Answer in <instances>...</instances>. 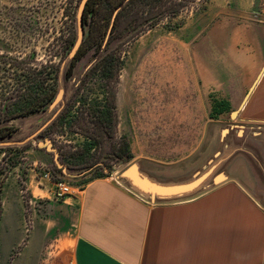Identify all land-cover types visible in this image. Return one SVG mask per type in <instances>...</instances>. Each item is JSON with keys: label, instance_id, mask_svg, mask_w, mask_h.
Here are the masks:
<instances>
[{"label": "rangeland", "instance_id": "1", "mask_svg": "<svg viewBox=\"0 0 264 264\" xmlns=\"http://www.w3.org/2000/svg\"><path fill=\"white\" fill-rule=\"evenodd\" d=\"M254 1L198 2L136 36L122 22L109 37L99 8L91 29L83 28L81 47L65 76L77 36L79 0H0V114L6 107L12 114L36 94L38 69L46 66L44 86L64 88L59 111L66 116L47 130L58 105L7 122L15 130L0 140L19 144L0 146V187L14 168L23 184L32 163L29 151L42 148L38 143L45 139L65 165L64 170L56 166L50 152L51 178L73 186L102 173L121 174L130 165L144 179L151 176L153 184L159 176L179 179L191 174H198L201 187L222 180L215 179L221 174L226 128L208 115L207 59L199 42L212 29L244 27L253 18L264 21L255 14ZM107 51L112 62L96 65ZM111 95L115 124L110 136H100L88 121L90 109L103 110ZM85 140L88 146H83ZM124 143L130 157L118 156V146ZM24 213L28 228L29 212Z\"/></svg>", "mask_w": 264, "mask_h": 264}, {"label": "crops", "instance_id": "2", "mask_svg": "<svg viewBox=\"0 0 264 264\" xmlns=\"http://www.w3.org/2000/svg\"><path fill=\"white\" fill-rule=\"evenodd\" d=\"M199 45L208 115L226 128L222 180L159 176L140 191L116 173L57 199L50 152L32 149L23 184L14 168L0 187V264H264V21Z\"/></svg>", "mask_w": 264, "mask_h": 264}, {"label": "trees", "instance_id": "3", "mask_svg": "<svg viewBox=\"0 0 264 264\" xmlns=\"http://www.w3.org/2000/svg\"><path fill=\"white\" fill-rule=\"evenodd\" d=\"M80 1L81 0H79V3ZM207 1L208 0H84L79 15L82 30L85 25H88L91 29L95 22L97 10L102 8L105 13L104 21L107 24V32H109V37H111L113 33L120 30L122 22L123 24H128L129 30L131 31V36H136L144 30L153 27L163 19L171 20L172 18L177 17L183 10L189 8L195 3H206ZM78 6L76 8L75 17L76 27ZM254 6L257 9L255 14L264 16V0H255ZM115 10L116 12L114 14ZM262 20H264V18ZM71 41L72 40H66L69 45L72 44ZM81 41L73 55L70 57L69 66L65 71V76L70 75L71 68L73 67L76 60L77 52L81 47ZM109 57V51H107L97 59L95 64H110L112 60L109 61ZM45 67H40L38 69V77L36 79V94L27 100L24 99L23 102L18 105L17 110L12 114H8L7 107L6 111L0 114V138L13 133L15 130L13 127L8 126V121L17 117H26L37 111H40L47 107L53 99L57 91V87L53 84H47V86H44V79L46 77V71L44 69ZM13 89L16 90L15 95H17L18 88L14 87ZM105 101L107 103V107L103 110L96 108L90 109L91 117L88 119V121L93 122L96 132H99L100 136L104 134L107 136L111 135L116 119L113 96L111 95L109 101ZM62 111L63 110H60L56 114V116L47 124L44 130H47L50 126L55 124L56 121L64 120L66 116ZM90 132L95 133L94 130ZM85 135L87 136L88 134ZM92 138L95 139L93 136ZM89 144L90 142L87 140L83 142V146H88ZM118 150L120 151L118 153V156L120 157H130L131 155L126 143H124V147L121 145L118 146ZM61 154L62 153H60V155ZM104 175H107V173H102L98 176ZM53 180L56 181L55 179Z\"/></svg>", "mask_w": 264, "mask_h": 264}, {"label": "water", "instance_id": "4", "mask_svg": "<svg viewBox=\"0 0 264 264\" xmlns=\"http://www.w3.org/2000/svg\"><path fill=\"white\" fill-rule=\"evenodd\" d=\"M84 0H81L78 6V10H77V36L76 39L74 41V44L69 52V57H71L73 55V53L75 52V50L77 49L81 38H82V29H81V20H80V9L82 6ZM117 10V9H116ZM116 10L114 11V14L116 12ZM113 14V16H114ZM63 98H64V88H58L53 99L51 100V102L49 103V107L52 108L54 106H59L58 109L56 110V112H54V114L52 115L51 119L48 121L50 122L58 113L59 109L62 106V102H63ZM10 144H19V142H15V141H5V140H0V146H7ZM39 147H42L44 149H46L49 152H52L54 154V162L55 165L62 168L63 170L65 169V165L61 164L57 158H56V150L54 149V147L52 146V143L49 139H45L42 142L38 143ZM121 176L128 178L132 184L135 185V187L141 191L142 188H144V186L146 187H151L152 189L155 187H158L157 184H153L151 183V181L149 179H144V177L140 174V172L137 170L136 166L134 165H130L128 166L122 173ZM223 175L219 174L215 180H219L222 179ZM200 180L198 178V180L196 181V183H199ZM149 184H151V186H149ZM141 194H146L144 192H140Z\"/></svg>", "mask_w": 264, "mask_h": 264}, {"label": "built area", "instance_id": "5", "mask_svg": "<svg viewBox=\"0 0 264 264\" xmlns=\"http://www.w3.org/2000/svg\"><path fill=\"white\" fill-rule=\"evenodd\" d=\"M71 185L65 181H57L54 186V197L57 199H62L66 195L70 194ZM40 204V202L38 203Z\"/></svg>", "mask_w": 264, "mask_h": 264}]
</instances>
